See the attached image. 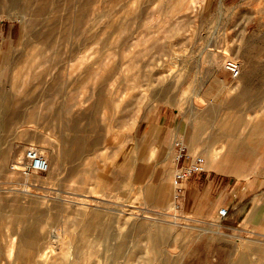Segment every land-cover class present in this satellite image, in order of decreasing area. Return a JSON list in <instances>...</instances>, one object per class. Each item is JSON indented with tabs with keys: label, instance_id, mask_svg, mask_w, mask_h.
Listing matches in <instances>:
<instances>
[{
	"label": "rangeland",
	"instance_id": "1",
	"mask_svg": "<svg viewBox=\"0 0 264 264\" xmlns=\"http://www.w3.org/2000/svg\"><path fill=\"white\" fill-rule=\"evenodd\" d=\"M263 87L264 0H0V264L28 207L48 264H264ZM176 139L206 161L178 198Z\"/></svg>",
	"mask_w": 264,
	"mask_h": 264
},
{
	"label": "bare ground",
	"instance_id": "2",
	"mask_svg": "<svg viewBox=\"0 0 264 264\" xmlns=\"http://www.w3.org/2000/svg\"><path fill=\"white\" fill-rule=\"evenodd\" d=\"M15 1H17V0H15ZM13 2V1H12ZM28 3V2H27ZM54 3V2H53ZM12 5H13V3H12ZM29 5V4H28ZM11 7V6H10ZM13 7H15V5H13ZM13 7L11 8L12 10H13ZM26 8V7H25ZM21 9V8H20ZM23 9V8H22ZM28 9V8H27ZM35 9H33V11H34ZM41 10V9H40ZM33 11H31V13L33 12ZM22 13H23V11H21ZM27 12H29V11H27ZM35 12V11H34ZM38 12V11H37ZM25 13V12H24ZM36 14V13H35ZM35 14H32L33 16L35 15ZM24 15V14H23ZM31 15V14H30ZM31 15V16H32ZM26 16V15H25ZM35 17V16H34ZM33 17V18H34ZM36 17H37V15H36ZM32 18V19H33ZM36 19V18H35ZM24 21V20H23ZM58 21V20H57ZM75 21H76V19H75ZM29 22H31V20H29ZM24 23V22H23ZM22 23V24H23ZM33 23V22H32ZM28 24V23H27ZM31 24V23H30ZM29 24V25H30ZM34 24V23H33ZM59 24V23H58ZM29 25H27V26H29ZM33 26V25H32ZM36 27V26H35ZM30 28V27H29ZM41 28V27H40ZM45 28V27H44ZM31 29V28H30ZM25 30V29H24ZM23 30V31H24ZM28 30V29H27ZM33 34V33H32ZM20 36H22V35H20ZM36 36V35H35ZM22 38V37H21ZM28 38V37H27ZM26 42V41H25ZM23 44L25 45V43L23 42ZM58 59V58H57ZM14 60V59H13ZM264 88V87H263ZM247 92V91H246ZM245 92V93H246ZM245 93H240L241 95H242V97H243V95L245 94ZM254 93H256V92H254ZM252 94V93H251ZM237 95V94H236ZM254 95V94H253ZM246 96H248V94H246ZM246 96L245 97H243V98H246ZM12 97V96H11ZM235 97H237V96H235ZM250 97V96H249ZM248 97V98H249ZM251 97H253V96H251ZM247 98V99H248ZM259 99V98H258ZM10 100V99H9ZM238 100V99H237ZM237 100H235V101H237ZM257 100V99H256ZM255 100V101H256ZM243 102H245V100H242ZM246 101H250V100H246ZM8 102H11V101H8ZM239 102V101H238ZM254 102V101H253ZM249 103H251V102H248V104ZM32 104V103H31ZM246 104V103H245ZM8 105H11V103L10 104H8ZM239 106H240V104H238ZM244 105V104H243ZM9 107V106H8ZM4 109V108H3ZM5 110V109H4ZM19 110V109H18ZM1 111V110H0ZM9 109H7V112H8V114H7V116H5V118L7 117V120L8 121H11V124L10 125H12V122H13V120L15 119V118H17V115H15V113H13V112H11V113H9ZM13 111V110H12ZM53 111V110H52ZM55 111H57L56 109H55ZM55 111H53V112H55ZM5 112H6V110H5ZM6 112V113H7ZM16 112V111H15ZM32 112H33V110H32ZM20 113V112H19ZM3 114H4V112H3ZM21 114H22V112H21ZM20 114V115H21ZM30 114H31V112H30ZM1 115V114H0ZM24 115V114H23ZM26 115V114H25ZM37 115V114H36ZM38 115H39V113H38ZM53 115V114H52ZM59 115V114H58ZM19 116V115H18ZM41 116V115H40ZM45 116V115H44ZM60 116V115H59ZM25 117V116H24ZM54 117V116H53ZM22 118V117H21ZM41 118V117H40ZM50 118V117H49ZM2 120V119H1ZM22 121H23V118L21 119ZM21 120H20V122H21ZM24 120H26V118L24 119ZM28 120V119H27ZM15 121V120H14ZM33 121H35V120H33ZM26 122V121H25ZM22 123V122H21ZM228 123V122H227ZM13 124H15V122L13 123ZM200 128H201V126H200ZM216 137V136H215ZM210 138V137H209ZM217 138V137H216ZM193 139V138H192ZM195 139V138H194ZM68 140H70V139H68ZM210 140H212L211 138H210ZM214 140H215V138H214ZM217 140V139H216ZM72 141V140H71ZM195 141V140H194ZM73 142V141H72ZM217 142V141H216ZM72 144V143H71ZM200 145V144H199ZM191 146V145H190ZM217 151H219L218 149H215V152H217ZM78 152H82V150L81 149H74V148H67L66 150H65V152H64V155H65V157L66 158H69V160L70 159H73V158H75V157H77V156H79V154L80 153H78ZM217 154V153H216ZM216 156V155H215ZM64 157V156H63ZM62 160H63V158H62ZM65 161V160H64ZM65 163H66V161H65ZM60 164V163H59ZM63 165V164H62ZM69 166V165H68ZM62 168V167H61ZM63 169V168H62ZM67 170H68V168H67ZM70 170H71V168H70ZM69 170V171H70ZM68 171V172H69ZM1 208V207H0ZM1 210V209H0ZM6 212V211H5ZM18 212V211H17ZM19 214V213H18ZM17 214V215H18ZM11 215H13V213L11 214ZM20 221H21V225L19 226V228H17L18 230L17 231H15V230H12V232H10L9 233V240H10V244H9V249H8V251H9V254H11L12 253V251H13V248L15 247V251H13V253H15V256H14V259L15 260H18V261H21L22 263H27L28 261H30V259H32V258H36L37 257V259H35V260H37L38 261V263H40V264H44L45 262L43 261V259H45L47 256H45V255H48L49 253H51V252H53L52 250H50L51 252H49L48 254H47V252L48 251H46V252H43V248H41V245H43V243L45 242V243H47L46 244V246L48 247V248H50L51 249V244H52V241L55 243V242H58V239H59V235H57L56 233H55V231L54 230H50V231H46L45 233V235L39 230V228H38V225H40L41 223H42V221H44V218H43V214L42 213H40V211L39 210H37L36 208H34V207H32V208H29L28 207V209H21V211H20ZM19 216H18V218H19ZM52 216V215H51ZM50 216V217H51ZM2 217H3V215H2ZM1 217V218H2ZM46 217V216H45ZM53 217V216H52ZM9 218H11V217H9ZM15 218H16V216H15ZM54 218V217H53ZM55 219V218H54ZM53 219V220H54ZM51 220V219H50ZM72 221V220H71ZM97 221V220H96ZM95 221V222H96ZM79 222H80V220H79ZM82 223V222H81ZM81 223H79V224H81ZM96 223H98V222H96ZM15 224V223H14ZM54 224V223H53ZM78 224V225H79ZM83 224H84V222H83ZM90 224H92L91 222H89V224H88V226H90ZM96 225V224H95ZM94 225V226H95ZM91 226H93V224L91 225ZM42 227V226H41ZM83 227H84V225H83ZM44 228V227H43ZM85 228H86V226H85ZM73 229V228H72ZM104 230V229H103ZM62 231V230H61ZM63 233V232H62ZM97 233V232H96ZM68 234V233H67ZM68 235H70V233L68 234ZM72 235V234H71ZM86 234H84V236H85ZM80 237H81V235H79ZM71 237H73V236H71ZM4 238H5V236H4ZM15 238H16V244H14V240H15ZM83 238V237H82ZM8 239V238H7ZM70 239V238H69ZM72 239H74V238H72ZM80 240H81V238H80ZM83 240H84V238H83ZM2 241H4V240H2ZM1 241V242H2ZM69 242V244H70V246H71V243H70V241L71 240H68ZM74 241V240H73ZM75 241H76V239H75ZM74 241V242H75ZM82 241V240H81ZM86 241V240H85ZM0 242V243H1ZM78 242V241H77ZM80 242V241H79ZM73 243V242H72ZM84 243V242H83ZM123 243V242H122ZM121 243V244H122ZM64 244V243H63ZM69 244L67 245V247L69 246ZM86 244V243H85ZM85 244H83V246L85 245ZM121 244H119V246H121ZM4 245V244H3ZM73 245V244H72ZM75 245V244H74ZM80 245V244H79ZM118 245V244H117ZM45 246V247H46ZM55 246H56V244H55ZM61 246H62V243H61ZM76 246H78V245H76ZM81 247H82V245H80ZM85 248H87L86 246H84ZM83 247V248H84ZM123 247V246H122ZM3 248V247H2ZM70 248V247H69ZM79 248V247H78ZM82 248V249H83ZM118 248V247H117ZM81 249V248H80ZM116 249V248H115ZM49 250V249H48ZM53 250H55V249H53ZM64 250H66V247L64 248ZM69 251H70V249H68ZM74 250L76 251V249H75V246H74ZM122 250V249H121ZM71 251H72V248H71ZM116 251H119L118 249L116 250ZM66 252V251H65ZM64 253V252H63ZM118 253V252H117ZM52 254V253H51ZM54 254V253H53ZM52 254V256H54ZM66 256H68V252H67V254L66 253H64ZM71 254V253H70ZM76 254V253H75ZM58 255H60V254H58ZM51 256V257H52ZM72 256V255H71ZM70 256V257H71ZM63 257V256H62ZM118 257V256H117ZM117 257H116V259H117ZM48 258H49V256H48ZM119 258V257H118ZM47 259V258H46ZM45 259V260H46ZM71 259H72V257H71ZM71 259H70V261H71ZM65 260V259H64ZM33 261H34V259H33ZM42 261V262H41ZM66 261V260H65ZM82 261V260H81ZM80 261V262H81ZM75 262H76V260H75ZM32 263H35V261L34 262H32ZM70 263V262H69ZM36 264V263H35ZM45 264H48L47 262L45 263ZM71 264V263H70ZM73 264V263H72Z\"/></svg>",
	"mask_w": 264,
	"mask_h": 264
},
{
	"label": "built area",
	"instance_id": "3",
	"mask_svg": "<svg viewBox=\"0 0 264 264\" xmlns=\"http://www.w3.org/2000/svg\"><path fill=\"white\" fill-rule=\"evenodd\" d=\"M226 68L233 77L239 74V64L234 60H228ZM173 157L175 170L173 175L174 198H178L184 191L187 181L195 175L206 172V161L202 154H193L182 139H176L173 144ZM20 172L23 174L43 173L47 170V161L34 148H27L22 158ZM219 214L224 216L227 209L222 208Z\"/></svg>",
	"mask_w": 264,
	"mask_h": 264
},
{
	"label": "crops",
	"instance_id": "4",
	"mask_svg": "<svg viewBox=\"0 0 264 264\" xmlns=\"http://www.w3.org/2000/svg\"><path fill=\"white\" fill-rule=\"evenodd\" d=\"M195 139H192V143L193 144H195V145H198L199 146V144H200V140H198V137L196 138V137H194ZM195 140V141H194ZM204 148V147H203ZM212 152V147H211V149L210 148H208L207 146H206V148H205V152L206 153H208V152Z\"/></svg>",
	"mask_w": 264,
	"mask_h": 264
}]
</instances>
